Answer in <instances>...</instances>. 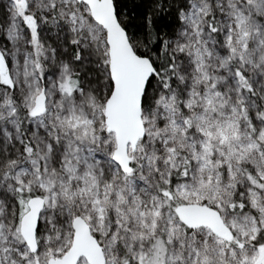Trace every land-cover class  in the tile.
<instances>
[{
	"label": "snow or ice",
	"instance_id": "obj_1",
	"mask_svg": "<svg viewBox=\"0 0 264 264\" xmlns=\"http://www.w3.org/2000/svg\"><path fill=\"white\" fill-rule=\"evenodd\" d=\"M0 264H264V0H0Z\"/></svg>",
	"mask_w": 264,
	"mask_h": 264
}]
</instances>
